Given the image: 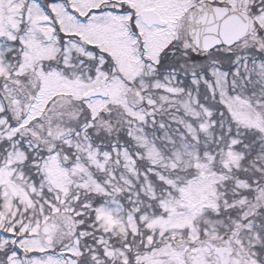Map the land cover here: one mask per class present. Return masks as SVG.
<instances>
[{
  "label": "trees",
  "instance_id": "trees-1",
  "mask_svg": "<svg viewBox=\"0 0 264 264\" xmlns=\"http://www.w3.org/2000/svg\"><path fill=\"white\" fill-rule=\"evenodd\" d=\"M255 23L258 25L257 21ZM252 44L243 49L241 54H249L247 59L252 64L256 58L264 62V53L256 51V47H252ZM217 48L220 47L215 49ZM215 49L194 56L195 64L193 63L192 67L206 64L209 53ZM178 54L179 51L170 50L158 65L156 75L165 81L167 77L173 78L175 84L181 87L180 97L188 96L190 101L195 102V105L202 110H200L201 114L195 116L186 113L181 105L166 102L159 113L145 114L146 119L140 122V129L163 155V160L158 162L152 161L146 155L144 146L135 138L132 133L135 122L130 116L119 114L122 111L116 108V115H110L113 105H109L108 109H104L99 114L92 115L88 109H85L84 99L70 100L71 105L79 103L76 115L70 113L72 115L68 116L65 122L62 120L63 117L54 119L52 126L58 128L60 135L51 136L49 140L54 145L51 149L45 148L43 141H35L36 139H32L33 136L29 132L26 133L29 125L23 123L24 110L19 109L22 112L20 114L12 112L14 95L10 94L11 86L15 87V96L20 99L26 98L27 92L33 94L35 91L27 90V86L13 76H0V102L3 105L0 116L4 115L8 125L16 130L10 141L15 139L16 144L26 150L25 160L16 164V167L22 169L23 174L27 176L26 180L31 181L36 190L46 193L50 189L49 180L44 179L41 184L39 177H36L41 174L46 175L44 171L43 173L40 171L39 164L47 156L45 155L47 149L49 153L58 155L63 167L71 169L80 162L92 176V179L88 177L81 179V182L89 180L90 185L81 184L82 186L72 187L65 198L68 202L67 208H64V202L56 203L51 198H48L45 207L42 203L41 209L42 212L45 211L46 218H54L67 212L63 218L67 216L66 221L70 226L69 235L66 230L65 238L61 241L56 239L52 248L46 253L56 254L62 251L65 255L75 257L77 264H164L165 262L158 261L162 259L169 264L172 261L167 254L170 247H174L175 250L182 249L186 253L188 247L195 246L198 241L202 243L208 237L207 231L210 225L215 224L220 232L214 239L222 244L228 235L251 236L252 238H248L243 243L235 244L234 248L247 260L255 259L257 264H264V130L234 114L233 108L221 98V92L216 90V83H213L214 77L209 68L204 72L185 73L189 67L169 63V60L175 59ZM229 54L233 53H228L225 57H230ZM44 64L47 68H60L61 71L64 69L51 60L49 62L46 60ZM220 66L226 71V90L229 96L238 95L248 103L258 100L264 108V89L261 90L264 87L247 76L251 73L255 76V72H258L255 68L247 67L242 70L240 66L230 62ZM12 70L15 71L14 68ZM64 72L68 71L64 69ZM18 77H22V80L30 78L29 73ZM161 89L157 91H162ZM65 96L69 94H55L51 104ZM143 104L144 101L139 102V105ZM132 105L134 106L133 103ZM206 111L207 115H205ZM179 117L182 119L179 120ZM206 122L205 129L203 126ZM189 125L192 127L191 131ZM82 135L85 138V144L83 143L85 150L76 147L75 144L71 145L70 143L73 142L69 141L76 139L80 141L79 136ZM10 141L6 137L0 141V150L4 156L7 153L5 146ZM28 142L34 145L32 149L26 147ZM182 144L197 154L196 164L185 166L175 162L176 152L182 148ZM92 148L99 149V160H106L104 168L99 167L88 155V151ZM230 149L240 154V158L235 163L224 161H229V157H226ZM199 163H203L204 167L207 165V168L212 167L220 176L214 185V192L212 191L215 202L205 205L201 216L196 218L194 224L180 227L179 235L173 236L169 233V228L163 230L164 227L161 228L156 221L160 217L168 216L174 210L183 209L182 200L186 196L188 181L198 176ZM127 170L132 171L127 172ZM115 177L121 186L118 191L114 186L115 183L111 182ZM122 177H127L128 182L125 183ZM52 190L58 193L54 185ZM55 200L60 201V199ZM165 201L169 202V206ZM113 204L119 205L120 215L126 223V230L122 234L105 232L97 218V210L100 206ZM37 208L40 211V206ZM198 215L200 212L196 216ZM41 217L37 215V221ZM40 223L43 224L44 221ZM11 224V222L0 223V232L16 238L15 241L21 240V236L16 235V232L10 233ZM14 224L16 231H19V224L16 222ZM64 224L67 225L66 222ZM194 237L197 242L193 241ZM66 241H68L65 245L67 248H64ZM72 247H75L77 252ZM14 250L27 255L41 254L39 251L28 252L14 244H8L5 251H0V254L7 255ZM122 256L126 259H122Z\"/></svg>",
  "mask_w": 264,
  "mask_h": 264
},
{
  "label": "rangeland",
  "instance_id": "rangeland-1",
  "mask_svg": "<svg viewBox=\"0 0 264 264\" xmlns=\"http://www.w3.org/2000/svg\"><path fill=\"white\" fill-rule=\"evenodd\" d=\"M35 1L0 0V76H13V78L20 80V83L23 82L27 86V90L35 91L33 92L35 100L30 111L23 116V123L29 125L26 128V133L29 132L33 136L32 139H36L35 141L38 142L43 141V146L51 149L54 144L49 138L60 135L58 128L54 127V125L52 126L54 119L58 117L61 119L63 117L62 120L65 122L68 116L72 114L76 115L79 103L71 105L70 100L83 99L84 93L96 88L104 78H107V85L110 91L109 98L87 99L83 103L85 109H88L92 115H96L104 109H108L109 105H113L112 114L110 115L114 116L116 115L115 108L121 110L122 112L119 114H127L135 122V125L132 127V133L140 145L144 146L146 155L154 162L163 160L161 152L154 146L153 142H151L152 140L150 141V139L144 136L140 129V122L146 119L145 113H147V110H151V115L156 112L159 113L163 108L162 105L166 104V102L177 106L181 105L180 107H183L186 113L195 116L201 114L200 110H202V108L195 105V102H191L188 96L180 97L179 91L181 92V87L177 86L172 78H168L165 81L163 78L153 75L155 74V65L159 52L174 39L176 18L185 9H189V7L166 1L152 2L153 0H70V8L73 7L80 13V19H86L80 21L79 18L69 13L67 5L64 4L65 8L63 7L61 1L53 3H51V0ZM251 1L242 0L239 3L236 2L237 6H234L246 10L248 5L250 7ZM261 1L264 3V0ZM130 5H134L138 11L145 6L153 5L169 19L167 27L156 29H149L142 23L139 17L137 19L143 36L145 53L154 59L152 61L146 62L139 54L138 39L128 28L127 19L129 18V12L123 11V13H119L111 10L113 7L122 10L124 7ZM109 6H111L110 9L108 8ZM99 8L100 10H98ZM51 9H53L55 15L52 14ZM87 12H89L88 16L84 17L83 15ZM251 20V27L246 41L240 43L233 50L235 52L232 54L234 55L232 59L237 60V62H240L237 52L248 48L252 43H254L252 47L255 46L256 51L264 53V6L259 14L256 15L258 25H256L252 17ZM69 33H76L82 39L95 45L99 53L97 54L98 64L94 69H91L85 61L82 62V59L77 61L79 52L85 54V57L94 56L93 53L83 50L81 44L66 39L61 47L63 43L61 41L62 38L69 35ZM178 42L186 45L187 49L191 45L188 39L186 42H183V40ZM169 50L165 51V55ZM224 50L227 51L226 49ZM224 50L221 48L215 49L209 53L206 64L189 67L185 70V73L190 71L194 73L199 71L204 72L212 63L213 65L231 63V58L225 57ZM172 51L174 52L175 50ZM106 54L113 61V69L109 73L104 68ZM188 55L192 58V54L182 53L181 55H177L175 59L172 58V61L180 62L184 65H192ZM59 56H61L60 60L64 63L62 67L65 71H68L67 73L64 72V69L61 71L59 70L60 68L44 67L46 60L49 62L51 59H58ZM244 58L245 64L240 63L243 65L241 69L245 70L247 67L255 68L258 71L255 72V76L252 73L246 72L251 75L247 76L255 79L256 83L262 84V87H264V62L259 59L258 62L252 64L247 59V56ZM213 65L211 66L212 71H210V68L209 71L214 77L213 83H216V90L221 92V98H224L228 102L238 118L245 119L246 122L264 130V108L262 103L258 100L248 103L238 95L229 96L226 90V72L213 67ZM28 73L30 78L27 80H22V77H18L19 75L22 76ZM124 77L132 82V84L138 83L139 86L134 88L132 84L128 85ZM11 87L12 92L10 94L14 95V98H12V102H14V104L12 103V112L20 114L22 112L19 109H25L27 98L20 99L16 97L15 87ZM255 87L259 89L258 86ZM157 88H162V91H156ZM147 89L149 90L148 92L146 91ZM263 89L261 88V90ZM57 93H67L69 96L59 98L51 104L52 97ZM255 95L259 96V94ZM132 98H134L133 101ZM141 101H144L143 105H139ZM132 102L142 106V108H133ZM2 106L0 102V111L3 108ZM207 113L206 111L205 115ZM178 119L182 118L179 117ZM203 127L207 128V122ZM189 128V131H191L192 127L190 125ZM15 132V128L8 125L6 117L4 115L0 116V141H3V137H6L10 141ZM76 135H79V133H76ZM79 137H81L79 138L80 141L78 139L75 141L69 140L73 142L70 144H75L76 147H82L85 150V146L83 147L85 138L83 135ZM89 145L86 144V146ZM26 147L32 149L34 145L28 142ZM5 148L7 152L5 156L0 150V223L11 222L12 224L9 229L14 230L15 228L13 227L16 225L14 222H16L19 224L21 232H29L30 235L24 237L21 240V244L28 250L37 249L41 254L31 255L27 264H77L75 257L70 255L46 253V250L52 248L56 239L61 241L67 234L69 235L70 226L69 222L66 221L68 219L67 216L63 218V215L67 212L54 218H46L45 211L42 212L43 209L41 208H43L42 203L44 207L48 204V198H51L56 203L64 202V208H67L68 202L65 198L72 187L90 185L89 180L81 182V179L84 177L92 179L91 174L88 172L89 170L80 162L75 164L71 169L65 168L61 165L58 155L49 153L47 149V154L45 153L47 156L39 164L40 171L42 173L44 171L46 175L41 174L36 176L39 177L41 184L44 182V179L49 180L50 189L44 193L43 191L36 190L31 181L28 182L26 180L27 176L23 174L22 169L16 167L17 163H22L25 160L26 150L16 144L15 139H12ZM88 152V155L92 157L96 164L104 168L106 160H99V149L92 148ZM226 158L229 161L224 160L225 162L230 163V161H234L233 163H235L240 158V154L230 149ZM197 161V154L184 144L176 152L175 162L177 163L187 166L189 164H196ZM198 166L200 167V174L198 173L197 177L188 181L189 183L185 192L186 196L182 200L184 203L182 205L183 209L180 211L174 210L168 216L160 217L156 221L157 225L161 228L164 227L163 230L169 228V233L173 236L179 235L178 230H180V227L194 224L196 218L201 216L205 205L215 202V197L212 195L214 192L213 188L220 176L210 166L208 168L207 165L204 167L203 163H199ZM131 171L127 170V172ZM126 178L122 177L125 183L128 182V178ZM111 182L115 183L114 186L117 191L120 190L121 186L117 177L111 179ZM53 185L58 189V193L52 190ZM55 199H60V201ZM165 204L169 206V202L165 201ZM39 206L40 211L37 210ZM54 208H56L55 205ZM120 210L121 208L118 204L102 205L98 208L97 218L105 232H113L114 234L125 232L126 223L120 215ZM199 212L200 215L196 216ZM37 215L42 216L38 221ZM42 220L44 221L43 224L40 223ZM214 225H210L207 231L208 239H214L219 236L220 229ZM66 230L67 234H65ZM250 237L228 235L225 243L231 245L233 248L235 244L243 243ZM11 241V239L3 237L0 241V251H5L6 246ZM193 241H196L195 237ZM72 243H74V240ZM66 244H68V241L63 245L64 248H67ZM72 249L77 252L75 247H72ZM192 249L196 250V252L191 256V254L183 252L182 249L175 250L174 247H170L167 254L170 255L172 261L169 264L171 262L172 264H218L216 256L205 245V241L204 243L198 241V244L196 243L195 246H192ZM122 259H126V257L122 256ZM240 260L241 258L236 257L235 262ZM158 261L161 263L165 262L164 264L167 263L164 259ZM0 264H23V261L18 258L14 251H11L7 255L5 253L0 254ZM248 264H257V262L255 259L249 260Z\"/></svg>",
  "mask_w": 264,
  "mask_h": 264
},
{
  "label": "water",
  "instance_id": "water-1",
  "mask_svg": "<svg viewBox=\"0 0 264 264\" xmlns=\"http://www.w3.org/2000/svg\"><path fill=\"white\" fill-rule=\"evenodd\" d=\"M142 18L149 26L165 24L158 12L153 9L144 10ZM188 29L190 38L199 50L208 51L219 45L232 46L248 34L250 16L229 6L202 4L190 12ZM108 94L104 80L100 87L87 92L84 98L97 96L106 98ZM33 101L34 97L29 95L26 112L30 110ZM207 243L214 248L223 264L230 262L232 252L228 251L227 247H215L210 240Z\"/></svg>",
  "mask_w": 264,
  "mask_h": 264
},
{
  "label": "flooded vegetation",
  "instance_id": "flooded-vegetation-1",
  "mask_svg": "<svg viewBox=\"0 0 264 264\" xmlns=\"http://www.w3.org/2000/svg\"><path fill=\"white\" fill-rule=\"evenodd\" d=\"M157 1H166V2H173L176 5H184V6H188L189 9H185V11L179 15L176 18V25H175V29H174V39L173 41H171V43H169L166 47H164L160 52L159 55L157 57V62H159L163 57H165V51L169 50V47L171 48L170 50H177L180 51L182 53L185 54H192L194 53V45H190L189 49H187L186 45H184L181 42L178 41H182L186 42L187 38H189V34H188V18H189V14L190 11L196 7L197 5H202V4H212V5H236V2L239 3V1L242 0H238V1H234V0H153L152 2ZM147 9H153L156 12H158V14L167 22V24L165 26H160V25H153V26H147L145 23H143L146 27H148L149 29H156V28H165L167 27L168 23H169V19L166 18L163 13L160 10H157L155 6L150 5V6H145L144 8H142L141 10L138 9L134 6V5H130V6H126L125 10L126 12H129V18L127 19V21L129 22L128 28L129 31L134 34L136 36V38L138 39V51L140 56H142L144 58V60L147 61H152L154 59H152L150 56L146 55L144 47H143V36L141 34V30H140V26L138 25L137 19L138 17L141 19L142 21V14L144 12V10ZM123 13V12H120ZM190 43V42H189ZM169 50V51H170Z\"/></svg>",
  "mask_w": 264,
  "mask_h": 264
}]
</instances>
